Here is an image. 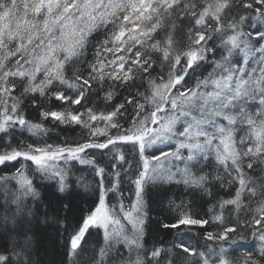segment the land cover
<instances>
[{"label":"snow or ice","instance_id":"1","mask_svg":"<svg viewBox=\"0 0 264 264\" xmlns=\"http://www.w3.org/2000/svg\"><path fill=\"white\" fill-rule=\"evenodd\" d=\"M46 122L81 132L50 143ZM77 165L96 197L78 219ZM0 167V264H39L42 228L64 264H264V0H0ZM165 183L216 201L208 218L168 202L163 227L204 245L149 244L146 190Z\"/></svg>","mask_w":264,"mask_h":264},{"label":"trees","instance_id":"2","mask_svg":"<svg viewBox=\"0 0 264 264\" xmlns=\"http://www.w3.org/2000/svg\"><path fill=\"white\" fill-rule=\"evenodd\" d=\"M125 95H127V93H125ZM29 110L31 111V109ZM36 116L37 113L32 111L31 118L35 120ZM45 126L49 129L48 137H46V139H48V142L50 143H60L66 139L70 140L73 137H78L81 132L79 126L72 129L62 125L56 126L53 123L47 122ZM17 136L18 138H23L28 142H31L33 139L27 132L17 133ZM6 170L7 169L0 167V173ZM70 179L73 182L79 181L76 183V191L72 196L75 218L78 219L81 216H86L89 210L94 207L93 201L96 197L92 195L90 188L95 187V183L93 174L80 165H77L76 168L73 169V175ZM84 182H87L90 185V188L86 189L84 187ZM36 183L41 193V197L45 202L49 199H54V189L52 187L54 182L37 180ZM124 188L127 196L128 185L125 184ZM214 192L217 193V200L227 198L224 190L214 189ZM109 196L112 197V194L110 193ZM145 200L148 204L146 239L149 244L163 243L166 246H170L173 243L183 242L193 247L197 246V244H205V241L202 238L204 229H201L198 226H181L178 229H174L164 228L163 224L174 223L177 215L175 211L169 210V200H174L176 204L184 201L189 205V211L193 215H197L201 218H208L205 216V213H207L210 206L216 202L212 197L197 192H190L183 185L165 183L149 186L146 190ZM109 202L115 203V198L113 197L109 200ZM125 203L127 204L128 201L126 200ZM41 210L43 211L44 209L42 208ZM90 232L91 236L86 237V239L89 240V244H94L97 239L102 237V230L93 228L90 229ZM39 236L40 243L37 248V253L34 256V258L39 261V264H64V241L55 234L53 229L42 228L39 230ZM258 246L259 241L249 235L246 240L240 241L238 244L234 245L232 250L235 252L237 257H241L245 252L249 250L254 251Z\"/></svg>","mask_w":264,"mask_h":264}]
</instances>
